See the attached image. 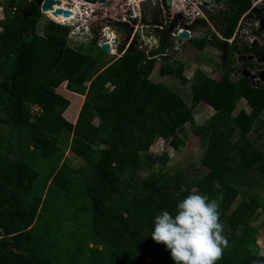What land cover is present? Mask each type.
<instances>
[{"label":"trees","instance_id":"16d2710c","mask_svg":"<svg viewBox=\"0 0 264 264\" xmlns=\"http://www.w3.org/2000/svg\"><path fill=\"white\" fill-rule=\"evenodd\" d=\"M252 1L216 0L225 10L196 21L205 33L189 42L199 51L213 46L225 59L218 79L197 70L190 81L183 62L162 56L166 43L116 57L93 40L75 42L68 25L49 20L39 35V7L26 17L8 0L0 22V124L17 130V140L0 136V264H175L151 237L154 217L174 213L191 191L210 198L222 191L220 222L230 246L217 264H253L264 232V197L256 191L264 190V87L230 74L231 55L264 57V47L225 42ZM158 62L162 77L191 82L190 104L151 80ZM62 86L85 96L75 122L66 116L71 100L54 91ZM242 101L249 111H237ZM201 103L216 113L194 128L205 150L196 179L172 173L170 156L151 148L158 139L185 147L182 135ZM68 148L82 163H70ZM41 161H52L43 182ZM51 193L77 195L80 229L63 235L61 222L44 217Z\"/></svg>","mask_w":264,"mask_h":264},{"label":"rangeland","instance_id":"374dc122","mask_svg":"<svg viewBox=\"0 0 264 264\" xmlns=\"http://www.w3.org/2000/svg\"><path fill=\"white\" fill-rule=\"evenodd\" d=\"M261 7L263 5H260ZM206 7V6H205ZM206 11H208L211 14H217L220 11L225 10V5L223 2L216 3L213 2V7L209 10V8H205ZM195 10V9H194ZM205 11V12H206ZM206 17L208 18L209 15L206 12ZM43 18L40 22V24L37 27V31L39 35H43L47 28L46 23H49V19L47 18V15L43 14ZM51 17V16H50ZM202 28V27H201ZM213 30L215 28L211 26ZM203 30V33H205V30ZM199 39V38H197ZM239 40V39H238ZM240 42V40L238 41ZM237 41L232 42L231 44H239ZM71 44H75V42H71ZM229 44V43H228ZM166 51H164L166 54L164 56L171 57L172 59H176L178 61H181L185 65L184 75L191 81L194 73L197 70H201L203 73H205L208 76H211L213 78L218 79L220 77L221 73V62H222V53L216 49H213L211 46L208 47V49L205 52H199L198 49H196L192 44L187 43L186 50L183 51L181 48H177L179 50H174L176 45L174 42L168 40L165 44ZM217 51V54L215 55L214 52ZM110 58H113L115 56H109ZM218 58V60H217ZM260 58H256V63L260 64L263 63V61H259ZM231 59L233 60L232 66L239 69L240 63L243 61L239 59V54L235 53L233 56L231 55ZM159 67L160 62L157 63L156 69L151 75V80L154 83L163 84L165 86L170 87L175 92L179 93L182 98L190 104L191 99V89L190 85L191 82H181L179 79L172 77V76H166L162 77L159 74ZM213 71H218V73H214ZM57 95L68 96L71 97V105L67 109L66 116L69 117L72 121L75 120L77 115L79 114L81 110V106L83 105V101L85 99L84 96H80L78 94L72 95L69 91L66 90L64 86L58 88L57 90H54ZM72 95V96H71ZM31 100V99H30ZM241 109H246L249 111V108L247 107L246 103L242 101L237 108V111ZM32 112L36 114L38 112L37 106H32ZM216 113V109L206 103L199 104L195 110L192 113L191 116V122L186 128V135H182L186 141V146L182 147L180 150L174 149L169 142L158 139L154 145L152 146L151 150L152 153L155 155H164L167 154L170 156L169 162L166 164L170 171L172 173L177 172H183L188 175V177L192 178H200L204 172L203 166H202V159L205 154L204 145L202 139L195 133L194 128H196L198 125H205L209 122V120L213 117V115ZM97 119L95 120V123H97ZM16 131H12L11 127L0 124V136H2L6 142L9 140H12L14 137H16ZM264 133V131H263ZM17 140V139H16ZM16 140H12L16 144ZM259 143L264 142V136L261 141H258ZM66 157L69 159L70 163L73 165H79L82 163V161L73 156L71 151H69V148L66 150ZM52 161L43 162L41 161V164L38 165L41 173L42 178L40 179V182L44 181L45 174L49 170L50 164ZM160 166L157 167L156 170H159ZM144 175L147 176L148 173L144 172ZM199 191V188L196 189ZM246 187H242V191H245ZM262 197H264V190L263 188H257L256 190ZM79 201L76 196H66L65 198L62 197L59 193H51L50 198L47 202V208L44 211L43 215L47 219H49L50 222L59 221L64 225L63 229V235H69L73 233V230L80 229V218L82 216H78V207H79ZM82 238V237H80ZM257 249L258 251L260 249H264V232L263 229L259 231L258 237H257ZM148 261H150V258H147Z\"/></svg>","mask_w":264,"mask_h":264},{"label":"water","instance_id":"95a60500","mask_svg":"<svg viewBox=\"0 0 264 264\" xmlns=\"http://www.w3.org/2000/svg\"><path fill=\"white\" fill-rule=\"evenodd\" d=\"M173 1L174 0H142L140 2V8L143 14L142 19H144V27H134L127 20V0H13L10 9L26 17H30L35 13L36 6H38L41 13L45 15L52 14L53 17L62 15L72 20L76 18L78 22L73 21L71 26L74 27L78 25L80 30L75 29V33L80 35V31H82L89 41L93 40L98 44L102 41L100 47L108 53H111V49L110 44L106 41L107 36L105 35L111 34L112 30L118 31L123 37V39H121L123 45L118 52H122L128 43L129 46L127 49L137 48L149 52L150 49H156V47L151 48L149 46L151 43L149 40L150 36L158 38L165 35L166 41L170 40L175 43L176 38L173 37V34H177L178 29H183V32L179 34V38L182 41L189 38L188 31L190 27L184 23L179 24V19H181L179 13L173 15L172 22L166 26L165 7H171ZM184 2L185 0H176L180 8H182ZM91 5H97L98 8L92 10ZM96 16L105 18L102 21L92 20V18ZM177 25H179V27ZM103 26L107 27L106 29L102 28L106 31L102 34L100 27ZM160 27H163V29H159ZM87 29H89L90 32L86 31ZM72 38L80 41V38ZM145 38L148 41L147 43L144 42ZM226 43L223 44V48L227 47ZM158 45H160V43H158ZM222 58L225 59L223 54ZM263 60L264 57L259 59L261 62ZM242 74L245 78L249 75L246 70L243 71ZM259 78L264 82V71L259 73Z\"/></svg>","mask_w":264,"mask_h":264},{"label":"clouds","instance_id":"9594fccd","mask_svg":"<svg viewBox=\"0 0 264 264\" xmlns=\"http://www.w3.org/2000/svg\"><path fill=\"white\" fill-rule=\"evenodd\" d=\"M222 189L219 182L213 185ZM222 191L217 198L191 191L175 212L163 210L154 217L151 237L170 250L175 264H217L229 245L220 222ZM253 264H264V249L255 253Z\"/></svg>","mask_w":264,"mask_h":264},{"label":"built area","instance_id":"2783aa9c","mask_svg":"<svg viewBox=\"0 0 264 264\" xmlns=\"http://www.w3.org/2000/svg\"><path fill=\"white\" fill-rule=\"evenodd\" d=\"M142 0H127V6H128V17L127 20L132 24L134 27H144V19L142 10L140 8V2ZM213 2H216V0H185L184 5L182 8L177 5L176 0L172 2L171 7H165V13H166V26L172 22V16L179 13L181 15V19H179V24L184 23L185 25H188L191 27V25L196 24V21L198 19H204L208 22V19L206 17V7L209 8V10L213 7ZM260 5H263L264 9V0H254L251 3L250 9L242 15L240 18L238 25L236 27V30L234 32V35L231 39L225 40V42L231 44L234 41H239V44L245 45V46H252V45H258V46H263L264 47V27L263 29H260V22L257 19L256 16V10ZM96 6V5H94ZM206 6V7H205ZM67 8V7H64ZM92 10L94 9L91 7ZM195 9V10H194ZM4 11V8L0 6V13L2 14ZM48 18L50 21L57 22L60 24L68 25L71 27V33L70 37H77V34L75 33V29L80 30V27L78 25H75L74 27L71 26L72 23L69 22V19L65 17V21L60 22L56 20L55 18L53 19L48 15ZM74 22H78L76 18H73ZM264 22V18H263ZM179 27V25H177ZM212 26V25H211ZM177 27V28H178ZM200 27V26H199ZM159 29H163V27H160ZM203 29V28H202ZM88 31V29L86 30ZM80 35H84L82 31H80ZM89 32V31H88ZM183 32V29H178L177 34H173V37L176 38L175 44H179L182 41L179 38V34ZM189 39L192 38H199L201 39L204 36V33L201 31L199 34L195 32L194 30H189ZM107 36L106 41L110 44V49L111 53H117L118 52V46H122L123 42L122 40L118 39H112V35L110 36L109 34L105 35ZM217 36L219 37L220 40L224 41L222 36L217 33ZM239 39V40H238ZM185 40V41H186ZM102 41L99 42V46ZM129 46V43L126 45L124 50L120 52L119 54H123ZM238 54V53H237ZM165 55V54H164ZM162 55V56H164ZM257 58V57H256ZM253 56H243L241 60H243L240 64V68L238 70H235L237 68L231 66L234 70L230 74V79L232 81H237L240 76H243L242 72L247 71L249 75L247 76V79L250 80V83L254 87H264V82L260 80L259 78V73L261 71H264V60L263 63L257 64L256 59ZM260 58V57H259ZM240 59V55H239ZM233 64V63H232ZM248 64H252L253 68L249 67Z\"/></svg>","mask_w":264,"mask_h":264},{"label":"crops","instance_id":"0c3cea01","mask_svg":"<svg viewBox=\"0 0 264 264\" xmlns=\"http://www.w3.org/2000/svg\"><path fill=\"white\" fill-rule=\"evenodd\" d=\"M7 4H8V0H0V6H2L3 8H4V11H3V13L1 14L0 13V22L1 21H3L4 19H5V14H4V12H5V7L7 6ZM91 7H93L94 9L95 8H98V6L96 5V6H94V5H91ZM47 18H48V15H47ZM104 18L105 17H102V16H96V17H94V18H92V20H99V21H102V20H104ZM49 19V18H48ZM148 19V18H147ZM146 19V20H147ZM50 20V19H49ZM46 25H47V23H46ZM107 27V26H106ZM106 27L105 26H103V27H100L101 28V30L100 31H102V34L104 33V32H106L105 30H103L104 28L106 29ZM46 27H44L43 29H45ZM103 28V29H102ZM190 30H194L195 32H197V34H199L201 31L203 32V30H202V28L201 27H199L197 24H194V25H191V27H190ZM2 31V28L0 27V32ZM88 31H89V29H88ZM90 32V31H89ZM110 34V33H109ZM112 35V36H111ZM110 36L112 37V39L114 38V39H118V40H120V39H123V37H122V35L118 32V31H115V30H112V33L110 34ZM77 39H79L80 38V41H78V40H75L74 38H72V40H74L75 42H78V43H82L83 41H85V42H89V40L85 37V35H77V37H76ZM192 39H195V38H192ZM196 39H197V37H196ZM149 40H150V42H151V44L153 45V44H157L156 45V49H158V48H160L164 43H166L167 41H166V36L164 35V36H162V37H158V38H154L153 36H150L149 37ZM189 40H191V39H189ZM189 40H186V41H184V42H181V43H179V44H176V45H178L177 47H175V49L174 50H179L180 48L183 50V51H185L186 50V45H187V43H190L189 42ZM144 42L145 43H147L148 41H147V39L145 38L144 39ZM158 43H160V45H158ZM191 44V43H190ZM120 47L121 46H118L117 48H118V51H119V49H120ZM209 47V46H208ZM208 47L205 49V50H203V51H199V52H205L207 49H208ZM213 49H216V50H218L217 48H215V47H213V46H211ZM177 48H179V49H177ZM219 51V50H218ZM120 52H117V53H110V54H112V55H115L116 57H119V56H121L120 54H119ZM214 54L216 55L217 54V51L216 52H214ZM217 60H218V58H217ZM222 60L224 61V59L222 58ZM67 90V89H66ZM68 91V90H67ZM72 95H74V94H77V93H75V92H71V91H69ZM71 95V96H72ZM78 95H80V94H78ZM64 96L65 97H67L68 99H70L71 100V97L69 98L68 96H66L65 94H64ZM80 96H83V95H80ZM85 97V96H84ZM82 107V106H81ZM77 117H78V115H77ZM77 117L75 118V120H73L74 122L76 121V119H77ZM71 120V119H70Z\"/></svg>","mask_w":264,"mask_h":264},{"label":"flooded vegetation","instance_id":"af4514ba","mask_svg":"<svg viewBox=\"0 0 264 264\" xmlns=\"http://www.w3.org/2000/svg\"><path fill=\"white\" fill-rule=\"evenodd\" d=\"M256 10V16H257V19L259 20L260 22V29H263L264 27V22H263V18H264V9H263V6L261 7H258Z\"/></svg>","mask_w":264,"mask_h":264},{"label":"bare ground","instance_id":"6f19581e","mask_svg":"<svg viewBox=\"0 0 264 264\" xmlns=\"http://www.w3.org/2000/svg\"><path fill=\"white\" fill-rule=\"evenodd\" d=\"M49 16H51L53 19L55 18L56 20H58V21H60V22H62V21L64 22V21L66 20L65 17L62 16V15L54 16V17H53L52 14H49ZM69 22L72 23L73 20H72V19H69ZM156 45H157L156 43L153 44V45H152L151 43L149 44V46H150L151 48H152V47H153V48L156 47Z\"/></svg>","mask_w":264,"mask_h":264}]
</instances>
